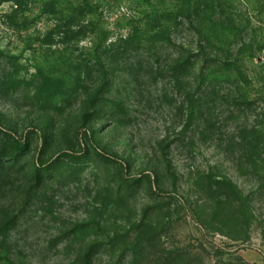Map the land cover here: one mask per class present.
Returning a JSON list of instances; mask_svg holds the SVG:
<instances>
[{"label":"rangeland","instance_id":"obj_1","mask_svg":"<svg viewBox=\"0 0 264 264\" xmlns=\"http://www.w3.org/2000/svg\"><path fill=\"white\" fill-rule=\"evenodd\" d=\"M2 156L0 264H264V0H0Z\"/></svg>","mask_w":264,"mask_h":264},{"label":"trees","instance_id":"obj_2","mask_svg":"<svg viewBox=\"0 0 264 264\" xmlns=\"http://www.w3.org/2000/svg\"><path fill=\"white\" fill-rule=\"evenodd\" d=\"M100 65H101L102 71L104 73V75H103L104 76L103 77V81L105 83L106 77H107V75H106V69H105V66L101 62H100ZM184 66H185L184 64L178 62L176 64V66H175V68H174L173 71L175 73H180V72H182ZM100 92H101V90L99 91V94L97 96H95L93 98V100L91 101V105H90L91 112L88 113V114L85 113L84 116H83V119H84V122L85 123L86 122L89 123V122H93L95 120H98V118L100 116H102L103 113L106 110L109 109V102L103 100V95L104 94L103 93H100ZM15 160H17L16 155H12L11 156V162H15ZM2 162H4V157L3 156L0 157V166H1ZM50 169H52V168H50ZM46 174L50 177V176H52L53 173H52V171H50V173H48L46 170H41L38 173H36L35 179L38 180V182H42L44 180V178L42 176H44ZM130 188L132 189L134 187H130ZM170 261H171L170 264H180V263H178L176 260H174L172 258H170Z\"/></svg>","mask_w":264,"mask_h":264}]
</instances>
